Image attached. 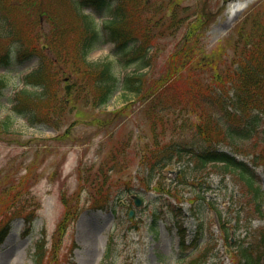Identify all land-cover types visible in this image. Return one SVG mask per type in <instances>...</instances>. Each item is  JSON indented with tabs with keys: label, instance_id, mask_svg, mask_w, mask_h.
Listing matches in <instances>:
<instances>
[{
	"label": "rangeland",
	"instance_id": "374dc122",
	"mask_svg": "<svg viewBox=\"0 0 264 264\" xmlns=\"http://www.w3.org/2000/svg\"><path fill=\"white\" fill-rule=\"evenodd\" d=\"M12 1L2 4L4 10L0 12V56L5 51L12 56L10 64H0L4 81L0 93V230L9 228L0 244V264H240L236 253L239 245H252L254 254L259 251L254 243L258 229L264 225V216L254 212V200L237 177L225 175L224 181H219L220 168L210 166V189L204 190L190 179L188 184L182 183V178L173 173V163L163 179V186L169 178L174 179L170 192H155V184H151L139 207L132 204L127 194L116 199L118 179L129 178L130 185L144 188L140 181L143 173L138 170L141 151L144 147L154 148V142L161 141V136L155 140L152 134L160 128L156 125L153 129L151 124L153 104L147 106L139 96L117 91L105 106H93L86 92L79 93V81L85 79L80 74L84 72L83 61L114 60L111 43L100 40L83 57L74 46L81 32V17L71 16L75 27L53 29L49 21L41 18L37 22L40 17L36 10H25ZM256 1L147 0L142 14L163 16L169 27L158 44L147 82L163 73L168 53L179 49L174 44L197 24L196 13L208 16L202 17H207L204 26L194 30L198 36L193 49L196 53L225 54L235 40L238 23L251 12ZM53 3L58 23L62 17L68 21L72 13L69 4L62 0ZM94 19L99 25L103 16L94 14ZM54 37L56 43L52 44ZM41 61H45L42 86L24 85L25 74ZM115 70L118 76L124 73L116 64ZM65 76L69 77L67 81L63 80ZM66 83L70 85L67 103L72 111L61 105L66 98ZM18 86L33 94L24 98L21 94L20 104L38 110V116L32 124L28 118L14 114L5 132ZM182 91L174 94L172 101L187 105L180 96ZM255 136L256 151L248 147L252 141H244L236 150L225 141L217 145L249 164H254L253 153L260 151L254 172L255 184L262 190L264 131ZM202 192L221 209V220H226L231 243L224 240L214 209L207 208L203 213V237L196 232L200 221L187 198ZM150 194L159 199L148 203ZM96 196L107 205L91 211L96 206ZM171 205L181 206V214L167 211ZM129 210L132 215L128 217ZM237 214L238 226L234 224ZM78 216H83L81 225L75 224ZM179 228L187 236L181 244H177ZM109 240L110 252L105 256ZM37 242L43 251L41 259L37 257Z\"/></svg>",
	"mask_w": 264,
	"mask_h": 264
},
{
	"label": "trees",
	"instance_id": "16d2710c",
	"mask_svg": "<svg viewBox=\"0 0 264 264\" xmlns=\"http://www.w3.org/2000/svg\"><path fill=\"white\" fill-rule=\"evenodd\" d=\"M9 1L0 0V12L4 10L2 4L6 6ZM62 1L69 4L72 13L68 21L66 17H62L61 23H58L59 16L53 0H13L12 4L25 10H36L40 17L37 19L38 23L42 18L51 22L53 29L62 26L63 31L68 27H75L72 17L80 15L82 28L80 27L81 32L74 46L80 49L83 57L100 40L114 43L115 61H83L84 72L80 74L85 80L79 81V93L86 92L91 102L102 105L120 89L125 93L138 95L147 106L153 104L151 124L153 129L156 125H160V128L152 134L155 140L161 136V141H155L154 148L144 147L141 151L139 163L144 176L140 180L145 188L155 180V190L170 192V184L174 179L164 183V186L163 179L169 164L174 162L182 183L188 184L185 179H191L190 182L195 181L198 187L209 190L207 168L219 164L218 167L224 174L236 176L245 185L246 192L254 200V212L264 216V189L261 190L255 184L254 167L217 147L220 141H225L236 150L244 141L252 140L248 147L256 151L258 143L255 135L258 131H264V0H258L251 5V12L238 23L236 38L230 51L225 54L204 51L196 53L193 49L192 45L198 36L194 30L204 26L207 17H202L208 16L202 12L196 13L194 19L197 24L193 25V29H188L178 39L179 42L174 44L173 47H178V51L168 53L163 73L153 78L152 82H147L150 80L147 75L158 44L169 27L165 26L163 16L154 18L148 12L142 14L141 10L147 7V0ZM84 7L109 16L104 20L101 29L90 13L82 12ZM173 13L174 8L171 9L170 17ZM98 31H103L104 34L101 35ZM55 43L54 37L52 44ZM179 51L182 53L177 55ZM4 58L5 62L9 61L7 56ZM55 62L65 61H47V64ZM114 62L121 69L131 67L132 70L125 71L119 77ZM44 69L43 65H39L31 72L28 79L32 84H43L41 82ZM80 82L83 84L80 85ZM227 84L232 88V96L224 89L228 88ZM1 85L0 79V87ZM180 90H183L180 96L187 105L178 100L172 101L174 94ZM61 105L65 109L68 106L65 101ZM14 110L30 122L38 116V110H34L32 106L22 107L20 102L14 106ZM9 120L7 117L6 121ZM252 156L255 157L253 163L256 164V158L261 156V152H254ZM130 183L129 178L118 179V195L125 191L133 192L134 188ZM192 199L194 200L191 201ZM189 200L191 206L195 207L193 214L200 221L197 231L202 237L204 211L207 208L214 209L221 220V209L204 192L194 193V197ZM96 202L103 203L104 200L97 196ZM238 220L237 214L234 221L236 226ZM225 222L226 220H221V226L224 240L228 241V227ZM257 232L254 246L259 251L254 254L252 245H239L236 249L241 264H264V226Z\"/></svg>",
	"mask_w": 264,
	"mask_h": 264
},
{
	"label": "bare ground",
	"instance_id": "6f19581e",
	"mask_svg": "<svg viewBox=\"0 0 264 264\" xmlns=\"http://www.w3.org/2000/svg\"><path fill=\"white\" fill-rule=\"evenodd\" d=\"M235 6V4H233L232 5V7H234ZM81 221V220H80ZM90 234H91V237L94 235L92 232H90Z\"/></svg>",
	"mask_w": 264,
	"mask_h": 264
},
{
	"label": "water",
	"instance_id": "95a60500",
	"mask_svg": "<svg viewBox=\"0 0 264 264\" xmlns=\"http://www.w3.org/2000/svg\"><path fill=\"white\" fill-rule=\"evenodd\" d=\"M139 201V200H138Z\"/></svg>",
	"mask_w": 264,
	"mask_h": 264
}]
</instances>
